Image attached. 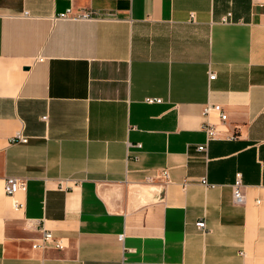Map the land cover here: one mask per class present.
Wrapping results in <instances>:
<instances>
[{"label": "crops", "instance_id": "1", "mask_svg": "<svg viewBox=\"0 0 264 264\" xmlns=\"http://www.w3.org/2000/svg\"><path fill=\"white\" fill-rule=\"evenodd\" d=\"M0 264H264V0H0Z\"/></svg>", "mask_w": 264, "mask_h": 264}, {"label": "built area", "instance_id": "2", "mask_svg": "<svg viewBox=\"0 0 264 264\" xmlns=\"http://www.w3.org/2000/svg\"><path fill=\"white\" fill-rule=\"evenodd\" d=\"M27 14V13H26ZM230 16V15H229ZM228 16V17H229ZM226 17V18H228ZM117 16L114 13H107L106 15L96 9H87L82 10L77 13H73L72 11H68L66 13H61L59 15V19H75V20H96V19H116ZM194 17H192L193 19ZM226 21V19H225ZM216 73L210 72L209 73V80L212 81L216 79ZM146 102L149 104L152 103H161V99H153L148 98L146 99ZM212 114H218L220 117L221 123H225L227 120V114L225 113L223 107L220 104H214V103H207L203 108V115L208 118ZM203 129L206 133V142L197 146V151L201 153H206L208 149L209 143L212 141L220 140L221 135L218 129V125L216 123H212L210 121H207L203 125ZM236 136L232 135L229 137H226V139H235ZM28 141V138L21 133H18L15 137H13L12 142H22L26 143ZM139 148L141 145H137ZM157 178L162 180L165 183H168L170 181V174L168 171L161 172ZM147 180L149 182L153 181L154 178L148 177ZM203 184L209 186L206 179H203ZM243 183L241 180L240 175L237 177L234 187H233V200L236 205H244L246 203V195L244 193L243 189ZM26 189V181L23 179H19L16 177H8L5 180L4 183V191L5 193L13 197L17 192L24 191ZM259 203V201H258ZM14 206H19L18 202H14ZM196 227L198 228L201 233H205L207 231V226L205 220H200L196 223ZM39 237L33 244V248L35 249H46L50 245L58 248V249H64L66 247L64 238L57 237L52 231L46 229L45 227H41L38 229Z\"/></svg>", "mask_w": 264, "mask_h": 264}]
</instances>
